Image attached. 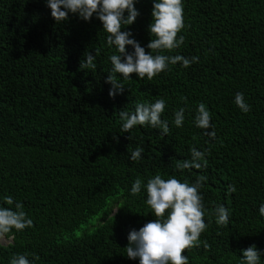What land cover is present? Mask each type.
Masks as SVG:
<instances>
[{
	"label": "trees",
	"instance_id": "trees-1",
	"mask_svg": "<svg viewBox=\"0 0 264 264\" xmlns=\"http://www.w3.org/2000/svg\"><path fill=\"white\" fill-rule=\"evenodd\" d=\"M182 3L184 43L159 54L199 62L169 64L152 80L117 74L125 88L110 98L105 81L116 50L95 15L85 22L70 13L57 23L46 0H0V206L14 208L4 202L11 196L33 221L0 241V264L17 255L30 264H139L126 257L127 236L155 218L144 185L157 174L189 184L206 177L199 191L207 229L200 246L183 253L188 264H244L252 245L264 264V0ZM135 8L139 16L122 30L148 52L152 0ZM87 53L95 69L80 68ZM237 93L251 107L246 114ZM157 99L165 101L168 135L147 125L122 131L119 111ZM200 103L211 114L208 130L194 123ZM193 148L206 167L178 169ZM137 178L141 192L132 195ZM217 206L228 210L226 226L216 223Z\"/></svg>",
	"mask_w": 264,
	"mask_h": 264
},
{
	"label": "clouds",
	"instance_id": "clouds-1",
	"mask_svg": "<svg viewBox=\"0 0 264 264\" xmlns=\"http://www.w3.org/2000/svg\"><path fill=\"white\" fill-rule=\"evenodd\" d=\"M136 0H46L51 11V17L57 22L67 20L69 14L77 15L81 20L88 22L95 15L101 22L102 30L107 34L106 43L114 46L116 54L109 57L112 65L105 83L112 87L109 97L114 98L121 94L125 88L117 79V74L124 80L131 79L135 74L138 79L152 80L155 76L168 69L169 64L181 63L187 68L192 63L199 62V57L185 58L181 55L167 56L159 54L172 51L184 43V37L178 34L184 28L182 0H152V23L149 25V34L152 37L147 44L148 52L133 38L131 32L123 31L132 25L139 12L135 8ZM127 12V16H125ZM133 51L129 53L128 47ZM157 53V54H153ZM95 56L87 53L85 60L80 64L81 69H95ZM235 104L243 113L251 111L245 102L243 94L237 93ZM165 109V101L157 99L154 103H137L135 111H119L122 131L130 132L137 125L160 128L163 135L169 134L167 121L161 119ZM184 109L175 113L174 123L177 127L183 125ZM195 126L208 130L212 128L211 114L203 103L197 108L194 120ZM210 139H215V131H206ZM144 149L136 148L131 153V159L137 161L141 158ZM204 153L191 149V159L177 162L178 169H201L206 167ZM203 161V163H201ZM206 177L199 176L195 183L181 182L175 177L163 179L160 174L149 179L144 185L147 193L146 204L155 217L138 231L132 230L127 236L128 244L125 247L126 257L130 260H139V264H188L185 250L199 247L202 243L201 234L207 229L204 222L205 210L200 195L202 182ZM142 181L137 178L132 184L131 193L137 195L141 192ZM234 185L228 186V192L234 193ZM7 205L0 206V241L5 238L14 239V233L33 226V221L27 217L21 203L15 202L11 196L4 198ZM264 216V204L259 208ZM216 223L226 226L228 223V210L223 206L215 209ZM207 249L210 246L203 242ZM261 252L255 245L243 250L244 264H259ZM10 264H30L26 255L14 256Z\"/></svg>",
	"mask_w": 264,
	"mask_h": 264
},
{
	"label": "rangeland",
	"instance_id": "rangeland-1",
	"mask_svg": "<svg viewBox=\"0 0 264 264\" xmlns=\"http://www.w3.org/2000/svg\"><path fill=\"white\" fill-rule=\"evenodd\" d=\"M115 211H116V210H115ZM102 214H103V213H102ZM94 224L97 225L96 220L91 221L90 226H92V225H94ZM84 228H86V226H85ZM77 234H78V236H80V235H81V231H79ZM69 238H72V237H69ZM2 242H3L4 244H8V243H9V240L4 239V240H2Z\"/></svg>",
	"mask_w": 264,
	"mask_h": 264
}]
</instances>
